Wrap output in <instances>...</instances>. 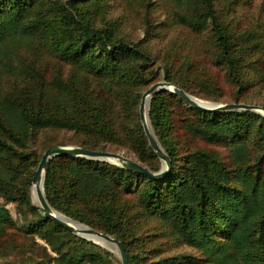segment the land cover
<instances>
[{
	"label": "trees",
	"instance_id": "1",
	"mask_svg": "<svg viewBox=\"0 0 264 264\" xmlns=\"http://www.w3.org/2000/svg\"><path fill=\"white\" fill-rule=\"evenodd\" d=\"M246 2L161 0L157 16L154 0H0V264H122L33 202L43 155L69 144L50 134L159 172L139 112L154 84L264 108V28L242 14ZM136 23L138 39L127 33ZM149 116L166 177L57 157L50 205L117 238L131 264H264V117L194 109L169 91Z\"/></svg>",
	"mask_w": 264,
	"mask_h": 264
},
{
	"label": "water",
	"instance_id": "2",
	"mask_svg": "<svg viewBox=\"0 0 264 264\" xmlns=\"http://www.w3.org/2000/svg\"><path fill=\"white\" fill-rule=\"evenodd\" d=\"M172 92L177 95L180 99L185 101L190 107L207 112L223 111V112H254L260 114L264 117V108L256 105H246V104H216L210 102H203L204 105L200 104L199 99L189 95L183 89L178 87L175 84L168 83L166 81H161L154 84L148 91H146L142 97L140 105V117L141 123L144 127L146 137L148 138L149 144L153 151L156 153L158 158L162 163V169L159 172H153L149 168L144 167L138 161H134L126 157L124 154H116L110 152H98L82 147H70V146H54L48 149L43 155L40 164L36 170L35 177L33 179V200H34V189L35 195L38 202L36 207L39 209L41 214L46 218L55 221L58 225L64 229L82 237L89 241H92L100 246L109 249L110 251L117 253L122 264H131L129 256L122 244L117 238L111 237L104 233H101L93 228H90L86 225H83L79 222H76L67 216L56 211L48 202L45 193V179L47 176V169L49 163L57 157L69 156L76 158H84L95 160L98 162L110 163L122 168H125L130 171H134L143 175H146L153 179H163L166 177L172 169V161L170 160L167 153L164 151L160 145L158 139L154 135V132L150 123V105L152 98L159 92ZM148 104V117L149 123L146 117V106ZM56 214H60L65 219L80 225L82 228L77 230L64 220L58 218Z\"/></svg>",
	"mask_w": 264,
	"mask_h": 264
},
{
	"label": "rangeland",
	"instance_id": "3",
	"mask_svg": "<svg viewBox=\"0 0 264 264\" xmlns=\"http://www.w3.org/2000/svg\"><path fill=\"white\" fill-rule=\"evenodd\" d=\"M154 2L156 3L157 8H158V10H157L158 15L157 16H159L162 13V10L160 8L161 6L159 4L161 2V0H154ZM115 10L117 12L118 11V7H115ZM241 12H242V14L247 16L248 21L256 22V23L259 21V22H261V26H263L262 28H264V0H251V4L250 5H247V2H246L244 4ZM117 13H119V12H117ZM255 26H257V25H254V27ZM127 33L134 39H138V38L143 37V32L139 28V24L138 23L132 24L131 27L127 30ZM181 38L183 40L192 39L193 36H191L188 33H183ZM197 99H199V98H197ZM199 100H201L203 102L216 103V102H211V101H207V100H203V99H199ZM216 104H226V103L219 102V103H216ZM227 104H229V103H227ZM50 137H52V139L55 140V141L69 143L67 146L79 147L78 145L72 144V143L76 142V138H75V136L73 134L58 133L57 132V133L50 134ZM56 146H58V145H56ZM119 154H124L129 159L137 161V158L133 154L128 153L127 151L120 152ZM32 198H33V187H32ZM33 202L35 203V205H38V203L35 202V199L33 200ZM7 208L10 209V211L13 214V216L17 218L16 204L8 205ZM38 242L40 244H44L43 241L38 240ZM107 250H109V249H107ZM114 254L117 256L118 259H120L117 253H114ZM13 259L16 260L17 258L13 257Z\"/></svg>",
	"mask_w": 264,
	"mask_h": 264
},
{
	"label": "bare ground",
	"instance_id": "4",
	"mask_svg": "<svg viewBox=\"0 0 264 264\" xmlns=\"http://www.w3.org/2000/svg\"><path fill=\"white\" fill-rule=\"evenodd\" d=\"M200 104L204 105V103H202V101H199ZM146 117H147V120H148V123H149V117H148V104L146 106ZM35 189H34V199H35V202H37V199H36V195H35ZM56 216L62 220H64L65 222H67L68 224H70L71 226H73L74 228H76L77 230H79L80 228H82L80 225L76 224V223H73L67 219H65V217H63L62 215L60 214H56Z\"/></svg>",
	"mask_w": 264,
	"mask_h": 264
}]
</instances>
